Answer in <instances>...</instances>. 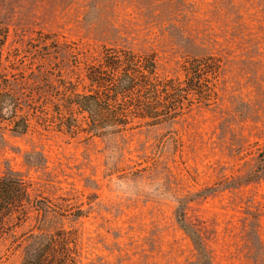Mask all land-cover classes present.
Wrapping results in <instances>:
<instances>
[{
  "label": "rangeland",
  "instance_id": "rangeland-1",
  "mask_svg": "<svg viewBox=\"0 0 264 264\" xmlns=\"http://www.w3.org/2000/svg\"><path fill=\"white\" fill-rule=\"evenodd\" d=\"M0 25V74L25 88L80 90L106 46L152 53L161 77L182 79L191 58L221 63L210 103L169 122L91 137L0 122V175L30 194L0 264L58 229L75 235L76 264H264V0H0ZM44 199L54 210L41 217Z\"/></svg>",
  "mask_w": 264,
  "mask_h": 264
},
{
  "label": "trees",
  "instance_id": "trees-1",
  "mask_svg": "<svg viewBox=\"0 0 264 264\" xmlns=\"http://www.w3.org/2000/svg\"><path fill=\"white\" fill-rule=\"evenodd\" d=\"M5 39L0 25V56ZM220 66L213 55L191 58L181 66L182 79L161 77L152 53L106 46L85 65L80 90L77 81L57 78L53 83L43 77L41 85L30 82L32 87L25 88L22 77L0 74V122L18 134L26 133L33 119L70 136L88 137L119 134L139 122H169L196 103H210ZM46 201L35 202L41 217L54 210ZM29 203L24 180L0 175V239L26 219ZM25 239L21 264H76V237L70 230L31 232Z\"/></svg>",
  "mask_w": 264,
  "mask_h": 264
}]
</instances>
